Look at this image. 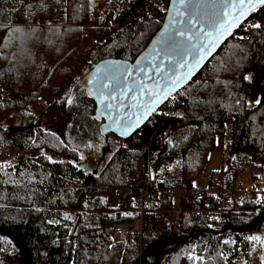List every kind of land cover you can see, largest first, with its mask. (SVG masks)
<instances>
[{"label":"trees","instance_id":"obj_1","mask_svg":"<svg viewBox=\"0 0 264 264\" xmlns=\"http://www.w3.org/2000/svg\"><path fill=\"white\" fill-rule=\"evenodd\" d=\"M159 1L0 0V53L13 56L12 64L0 57V148L17 153L0 164V264L23 255V264H236L239 257L264 264V6L174 94L177 113L157 110L129 139L107 143L98 166L79 157L83 143H95L99 122L74 69L131 61L162 21ZM252 78L258 93L247 105ZM76 83L83 93L67 110L69 137L35 128L33 112ZM218 140L221 168L198 194ZM166 165L174 171L150 175ZM245 165L256 190L234 194L233 171ZM151 178L172 194L146 207L143 219L164 230L115 239L111 225L134 219L138 189ZM173 216L179 231L165 230Z\"/></svg>","mask_w":264,"mask_h":264},{"label":"water","instance_id":"obj_2","mask_svg":"<svg viewBox=\"0 0 264 264\" xmlns=\"http://www.w3.org/2000/svg\"><path fill=\"white\" fill-rule=\"evenodd\" d=\"M194 13L199 14L196 19L203 17L200 22H196V28L201 27V23H204L205 31H210L207 27L206 21L213 17V13L216 11V0H192ZM257 4L255 10L259 8ZM174 8L184 13L183 16H176L174 14ZM254 11V10H253ZM247 14L239 23V25L231 30L230 34L225 35L217 43L216 47L209 55H206L198 64H195L191 55H187L185 60L188 62V67L176 69L177 75L184 76L186 73L191 72L190 77L186 81H182L178 87L171 90V94L166 96L165 84L161 78L156 74L154 66L163 65L165 71L168 70L169 59L166 57L165 52L161 51L164 47V37L166 28L171 27H187L182 22L188 18V12L185 11L182 5H179L175 0H168L165 13L163 15L161 25L151 35L145 46L139 51V53L132 59V61H125L122 59L106 58L95 63L87 74V80L84 84L85 93L94 102V117L97 121H101L98 125L100 136H107L111 134L121 140H127L133 136L139 128L146 122V120L154 114L168 98L174 95L178 90L185 86L196 73L202 68V66L209 60V58L217 51V49L225 42L233 32L238 29L253 12ZM180 21L179 25L173 24V20ZM175 59H179V56L172 52L170 53ZM125 68L130 69L132 75L126 80L122 79V73ZM140 69L144 71L141 72ZM151 76V79L147 77ZM137 83L143 82L145 88L141 92L137 88H132L131 91H127L131 88L132 81ZM101 83L109 84L108 88H101ZM149 90L153 92H159V96L156 97L160 102L154 105L149 104ZM122 92L125 94L122 95ZM112 97H115L113 99ZM136 97V99H133ZM166 97V98H165ZM111 105V107H108ZM148 107H154V110L148 113L146 117L143 113ZM139 118V123H136ZM135 125L129 129L130 125ZM127 131V134H122Z\"/></svg>","mask_w":264,"mask_h":264},{"label":"rangeland","instance_id":"obj_3","mask_svg":"<svg viewBox=\"0 0 264 264\" xmlns=\"http://www.w3.org/2000/svg\"><path fill=\"white\" fill-rule=\"evenodd\" d=\"M160 1H159V9L161 11V8L165 9V4L167 7L168 1L165 2L164 5L162 4L164 1L161 2ZM106 9L107 6H104L102 12H104ZM162 13L164 15L165 11ZM140 15H141L140 13H137L136 18L139 21H143L145 17H141ZM11 27H13V25L9 27H4L3 30L6 32V30ZM79 41H81V39ZM28 51L30 52L32 50L29 49ZM0 57H3L5 59L4 64H12L11 59L13 58V56L4 53V50L1 51ZM14 58H15L14 63L19 64L16 55ZM91 66L84 67L80 69V71L79 69H74V74L76 73V77H75L76 82L78 81L80 82L82 80V83L85 84L87 80V74L90 71ZM22 79L23 78H20V80ZM79 93H81L82 95L83 92L82 90H79V88H77V83H76V85L74 86V88L71 89V91L69 90L63 95V98H61V95H57L54 99L52 98L46 99L44 104L41 105L40 110L37 112V114H34L33 112V116H35L33 120V126L43 131L55 133L62 139V141H65V139H67V135L69 137L71 124H72L71 116L68 115L67 110L69 105L72 103L73 99L75 98V96L77 97ZM257 93H258L257 82L255 81L254 78H252V84L249 87V91L246 96L247 105L253 104V102L257 98ZM172 109L174 114L177 113L178 105L176 104L175 106L172 107ZM98 122L100 123L101 121ZM95 136H96V139L94 140L95 143L93 142L83 143L78 153L81 161L84 160L87 161L88 162L87 164L89 166L91 165L98 166L100 162L103 161L105 157H107V155L109 154L108 149L110 148L108 147L107 143L110 144V146H113V144L122 143V141L119 142L121 139L111 134H108L107 137L100 136L99 132L97 131ZM218 148H219V140L215 142L214 146L209 149L206 155V161L202 169V172L200 174V178L198 179L199 181L198 186L201 187L200 189H202L205 186V184H207V174L213 173L212 175L215 176L214 173L219 171L221 168V155H220V150ZM47 155H49V153ZM16 158H17V153L14 150H12L7 144L3 145L0 148V164L9 165L12 162H14ZM173 161L174 160H172L168 164H171ZM168 168L169 165L159 168L152 166L150 170V175L157 176V171L161 173L162 171ZM168 170L170 172H173L174 168L171 166ZM254 172L255 171H253L252 168H250L248 165L243 166V168L237 172L233 171L234 174L231 178V186L233 187L234 194H236L237 191L244 192L247 190H256L254 181L249 179L250 178L249 175ZM212 180L213 179H211L210 181ZM24 259H25V255H23V258L20 260L15 256H13V257H9L4 264H23ZM155 262L156 259L155 260L152 259L151 264H155Z\"/></svg>","mask_w":264,"mask_h":264},{"label":"snow or ice","instance_id":"obj_4","mask_svg":"<svg viewBox=\"0 0 264 264\" xmlns=\"http://www.w3.org/2000/svg\"><path fill=\"white\" fill-rule=\"evenodd\" d=\"M176 3L182 5L186 12H188V18L182 23L187 25V27H167L164 37V47L161 51L165 52L166 57L169 59L168 70L165 71L163 65L154 66L156 74L161 78L165 84L166 96L171 94V90H174L182 81H186L191 72L186 73L184 76L177 75L176 69L188 67V62L185 60L187 55L192 56V60L195 64H198L206 55H209L212 50L216 47L217 43L222 37L231 33V30L239 25L241 20L249 14L251 11L255 10L257 4L264 5V0H216V11L213 13V17L206 21L207 27L210 31H205L204 23H201L199 29L196 28V23L194 19L198 17L199 14L194 13L192 0H175ZM174 14L176 16H183L179 8H174ZM203 17L196 19V22L203 20ZM175 25H179L181 22L175 19L172 22ZM253 27L259 28L261 25L255 24ZM175 52L179 59H175L170 53ZM143 72V69H140ZM132 75L130 69L125 68L122 73V79H127ZM151 79V76L147 77ZM101 88H108L109 84L101 83ZM132 88H137L141 92L144 91L143 82L137 83L135 80L132 81L131 88L127 91H131ZM125 94L122 92V95ZM149 104H156L160 101L156 99L159 96V92H153L149 90ZM115 99V97H112ZM166 98V97H165ZM136 99V97H133ZM111 107V105H108ZM154 110V107H148L143 113L146 117L148 113ZM136 123H139V118ZM135 125H130L128 130ZM122 134H127L125 131ZM251 239H259V237H252Z\"/></svg>","mask_w":264,"mask_h":264},{"label":"built area","instance_id":"obj_5","mask_svg":"<svg viewBox=\"0 0 264 264\" xmlns=\"http://www.w3.org/2000/svg\"><path fill=\"white\" fill-rule=\"evenodd\" d=\"M165 2L162 4L164 5ZM166 10V4H165V9L161 8V11L164 12ZM165 104V105H164ZM177 104V100L174 95L170 96L168 100L163 103L161 108L158 110L161 114L165 116H170L172 117L174 115L172 107ZM123 140H120L121 142ZM211 176L207 174V179H210ZM197 193H201V189H197ZM172 191L171 190H166L162 191L158 184L157 181L154 178H151L148 181V186L146 188H140L138 189V194L134 199V212H135V217L132 221L130 222H122V223H114L111 225V231L112 235L115 239L119 241H123L127 234L136 231L140 236L144 235L147 231L150 233H153L155 235L160 234L162 229L158 225H151L148 223L146 219H143V212L145 211L146 207H152L154 204H156L158 201L165 200L166 197L171 196ZM119 195V190L115 189L112 192V197L116 198ZM165 230H170V231H179V223H178V218L176 216H173V218L165 224ZM236 264H242L240 257L236 258ZM226 264V263H225Z\"/></svg>","mask_w":264,"mask_h":264},{"label":"crops","instance_id":"obj_6","mask_svg":"<svg viewBox=\"0 0 264 264\" xmlns=\"http://www.w3.org/2000/svg\"><path fill=\"white\" fill-rule=\"evenodd\" d=\"M99 125V124H98ZM107 137V136H106Z\"/></svg>","mask_w":264,"mask_h":264},{"label":"flooded vegetation","instance_id":"obj_7","mask_svg":"<svg viewBox=\"0 0 264 264\" xmlns=\"http://www.w3.org/2000/svg\"><path fill=\"white\" fill-rule=\"evenodd\" d=\"M92 166V165H91Z\"/></svg>","mask_w":264,"mask_h":264}]
</instances>
